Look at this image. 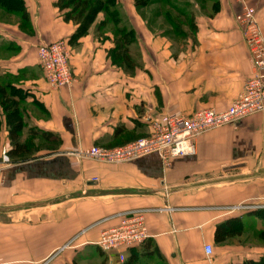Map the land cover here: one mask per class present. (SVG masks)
I'll return each mask as SVG.
<instances>
[{
    "label": "crops",
    "instance_id": "crops-1",
    "mask_svg": "<svg viewBox=\"0 0 264 264\" xmlns=\"http://www.w3.org/2000/svg\"><path fill=\"white\" fill-rule=\"evenodd\" d=\"M56 1L23 0L25 19L21 10L0 6V80L26 93L22 139L33 136L46 144L34 148L39 152L27 162L5 163L0 152V264H75L86 252L101 255L104 264H123L119 253H106L95 241L125 213L138 210L150 234L143 256L148 264L259 259L244 243H218L215 233L219 223L239 216L236 205L264 198V111L202 132L196 153L169 162L158 153L112 163L78 159L73 151L145 137L167 112L227 108L254 72L236 14L254 7L264 38V0L163 6V31L150 26L160 15H143L151 4L138 8L126 0L136 32L129 46L133 66L112 24H102L103 12L76 37L78 25L64 18ZM168 10L183 21L194 15V34H176ZM59 39L71 46L75 80L55 89L44 77L38 45ZM0 129V151H10L1 106ZM41 151L53 153L41 157Z\"/></svg>",
    "mask_w": 264,
    "mask_h": 264
},
{
    "label": "built area",
    "instance_id": "built-area-1",
    "mask_svg": "<svg viewBox=\"0 0 264 264\" xmlns=\"http://www.w3.org/2000/svg\"><path fill=\"white\" fill-rule=\"evenodd\" d=\"M255 8L245 5L236 20L251 53L253 74L245 82L242 92L225 109L202 108L191 114L167 112L152 125V132L128 143L103 146L92 145L73 151L78 159L93 158L100 161L128 162L144 155L158 153L164 162L175 157L194 154L196 139L204 131L234 123L246 116L264 111V38L255 20ZM39 60L48 84L55 89L69 87L75 76L70 64L71 46L66 39L44 42L38 45ZM4 160H9L4 149ZM150 234L143 211L125 213L117 225L104 229L95 241L106 253H119L124 262L126 251L146 242ZM211 255L212 245L206 244Z\"/></svg>",
    "mask_w": 264,
    "mask_h": 264
},
{
    "label": "trees",
    "instance_id": "trees-1",
    "mask_svg": "<svg viewBox=\"0 0 264 264\" xmlns=\"http://www.w3.org/2000/svg\"><path fill=\"white\" fill-rule=\"evenodd\" d=\"M134 2L138 8H144L152 4L154 0H134ZM56 5L61 11H63V16L66 20H71L78 25L75 32L76 37L88 32L100 12H103L106 16V18L102 21V24L104 25L109 22V17H113V22L115 21L114 24L118 26L117 35L120 36L118 43L120 44L122 54L124 55L128 66L134 65L135 62L132 61L129 53V46L131 42L134 41L136 32L130 26L126 28L125 25L117 24V22L121 20L119 0H57ZM214 5H218V1ZM0 6L6 8L7 10H21L24 19L27 18L23 0H0ZM165 15L172 21L173 31L178 35L183 36L194 34L197 30L194 15L188 16L184 21L180 20L178 16L175 17L169 10ZM186 27L189 29V32L185 30ZM25 97L26 93L22 88L0 80V106L6 114L9 124V136L11 142L13 143L9 154L13 158L25 156L33 150L31 144L27 140L22 139V131L24 130L25 122L24 109L21 107V103ZM43 136L45 139L50 140V137L46 133H43ZM249 213V218H254L258 215L264 216V213H260L258 210L251 211ZM243 219L244 217L235 216L219 223L216 227V241L218 243H223L233 236L241 235V230L236 229V227H241L244 224ZM146 243L144 242L143 249L141 250L138 247L139 245L131 247L130 249L132 250V253L128 258H126L123 264H148L145 257H143L149 247ZM151 253H153V251L150 252V254ZM230 264H264V258L256 259L254 257H250L244 259L243 261L231 262Z\"/></svg>",
    "mask_w": 264,
    "mask_h": 264
},
{
    "label": "rangeland",
    "instance_id": "rangeland-1",
    "mask_svg": "<svg viewBox=\"0 0 264 264\" xmlns=\"http://www.w3.org/2000/svg\"><path fill=\"white\" fill-rule=\"evenodd\" d=\"M214 0H154V2L151 4L152 8H147L143 10V15H153L156 14L160 15V17H156L155 21L151 23L150 26H154L156 31L160 30H166L167 29V23L163 21V15L162 14V7H168L170 4H192L195 2H198L200 6H204L206 4L213 3ZM128 2L126 0H119V12H121V20L117 22L118 25H125L126 28L131 26L129 21V15L127 11ZM153 5V6H152ZM161 12V13H160ZM175 13V12H174ZM241 13V12H238ZM237 13V14H238ZM149 17V16H148ZM110 22L111 29H115L117 31V27L113 22V17L108 18ZM166 32V31H165ZM164 32V33H165ZM2 135H4V132L2 129H0V137L2 138ZM24 137V135H23ZM25 140H27L30 144L32 149L44 147L46 144H43L42 141H37L34 139L33 136H25ZM13 145V143L11 142ZM5 147V145L3 144ZM1 152V159L5 163H18V162H27L30 159H33L37 152L39 151H31L29 154L19 157V158H13L9 154V151H7V154L9 156V160H4V154L3 151ZM41 157H48L50 154L53 153V151H41ZM256 180V179H255ZM258 180V179H257ZM264 182V178L262 179ZM264 189V188H263ZM236 212L234 214L239 215L240 217H244L243 219V225L241 227L237 226L236 229L241 230V235H236L228 239V243L231 244H237L244 243L245 246H248L249 254L252 256H260V258H264V216L258 215L254 218H249V215L251 211L258 210L260 213H264V198H257V197H251V199L245 201L244 203L240 205H236L235 209ZM239 213V214H238ZM79 255V254H78ZM79 261H75V264H104L105 259L101 257L99 254H94V252H86L85 256H78L77 258ZM162 262V261H159ZM158 264H164V263H158Z\"/></svg>",
    "mask_w": 264,
    "mask_h": 264
},
{
    "label": "water",
    "instance_id": "water-1",
    "mask_svg": "<svg viewBox=\"0 0 264 264\" xmlns=\"http://www.w3.org/2000/svg\"><path fill=\"white\" fill-rule=\"evenodd\" d=\"M233 167H235V166H239V164H234V165H232Z\"/></svg>",
    "mask_w": 264,
    "mask_h": 264
}]
</instances>
